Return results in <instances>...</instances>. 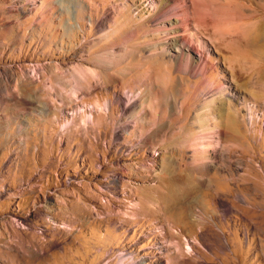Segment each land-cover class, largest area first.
Masks as SVG:
<instances>
[{
    "label": "rangeland",
    "instance_id": "obj_1",
    "mask_svg": "<svg viewBox=\"0 0 264 264\" xmlns=\"http://www.w3.org/2000/svg\"><path fill=\"white\" fill-rule=\"evenodd\" d=\"M151 1L0 0V264H264V0H191L204 158Z\"/></svg>",
    "mask_w": 264,
    "mask_h": 264
},
{
    "label": "bare ground",
    "instance_id": "obj_2",
    "mask_svg": "<svg viewBox=\"0 0 264 264\" xmlns=\"http://www.w3.org/2000/svg\"><path fill=\"white\" fill-rule=\"evenodd\" d=\"M148 6L150 9H154L151 18L158 22V25L155 27V33L163 36L162 39L159 38L157 39L158 41L147 46L148 55L146 59L150 61L160 56L162 57V65L164 66L165 64H169L165 56L168 53H172L174 58L172 67L176 71L187 72L200 81V90L197 92L198 96L196 95L200 101V107L195 111L194 117V121L200 131L195 137L196 139H194L196 147V156L195 154L194 156L195 158H204L209 151L214 152V148L219 143L213 138V129L210 127V123L205 121V118H209L208 112H211L216 99L224 94L227 87L223 82L215 81L212 76L211 71H214L217 67L210 60L205 42L196 46L194 45L195 41L190 37L192 36L191 34L198 37L194 28L195 26L196 28L200 26L194 20L193 2L191 0H162L159 2L153 0ZM165 22L169 23L168 27H166ZM232 72L234 74L233 77L236 78L237 74L235 70L233 69ZM199 94L203 95V98ZM221 116L227 121L228 128L238 135V123L236 118H234L235 116L232 117L229 114ZM92 118L93 116L90 114L89 120L91 121ZM213 118L215 121L216 118Z\"/></svg>",
    "mask_w": 264,
    "mask_h": 264
}]
</instances>
